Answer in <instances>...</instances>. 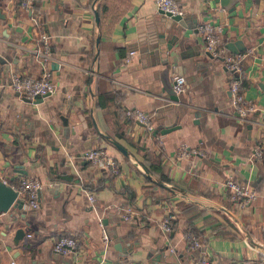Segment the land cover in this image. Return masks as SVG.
Segmentation results:
<instances>
[{
  "label": "crops",
  "instance_id": "0c3cea01",
  "mask_svg": "<svg viewBox=\"0 0 264 264\" xmlns=\"http://www.w3.org/2000/svg\"><path fill=\"white\" fill-rule=\"evenodd\" d=\"M21 1L0 0V53L9 58L0 63V179L16 185L34 177L42 188L38 207L24 204L15 220L0 212V264H149L146 251L157 245L180 264H264V0L226 7L176 0L187 27L167 53L154 50L167 20L154 0H103L98 25L100 0ZM205 20L224 29L212 57L197 30ZM45 35L50 57L42 62L32 51L43 48ZM236 40L245 47L238 52L243 94L255 105L243 119L231 103L224 61L235 54L225 44ZM164 68L170 82L174 74L186 79L177 100L163 88ZM44 69L55 91L35 103L9 85L11 72L38 76ZM127 108L147 114L153 128L126 117ZM98 147L118 173L81 157ZM229 176L258 196L246 205L230 199ZM167 216L174 225L164 234ZM19 227L27 230L15 240ZM187 233L202 247L191 246ZM63 235L77 240L70 254L52 249Z\"/></svg>",
  "mask_w": 264,
  "mask_h": 264
},
{
  "label": "built area",
  "instance_id": "2783aa9c",
  "mask_svg": "<svg viewBox=\"0 0 264 264\" xmlns=\"http://www.w3.org/2000/svg\"><path fill=\"white\" fill-rule=\"evenodd\" d=\"M32 0H22L21 6L28 7ZM155 6L158 10L163 12L175 14H183L182 8L179 6L176 0H154ZM197 30L201 35L205 43V47L210 51L212 55H217L220 51L219 44L223 41V26L215 24L212 21L205 20L197 25ZM42 47L33 50V56L38 60L44 62L50 57L49 44L46 35L41 37ZM134 54V51H129L128 57L125 58V62L130 61V57ZM243 54L235 53L228 54L224 57L226 67L231 73V79L229 82V90L231 93V103L236 111V114L240 118H245L247 113L255 109L253 102H249L245 99L243 91V76L241 71V59ZM172 87L176 94L183 92L186 89V79L182 74H174L172 76ZM10 87L19 94L29 99H35L51 94L55 91V84L52 81L51 73L48 69H44L40 75H21L15 72L10 73ZM123 114L139 123L143 124L148 130L153 128L150 118L147 114L139 109L127 108L123 110ZM181 155H187L184 150ZM255 155L261 156V150L255 149ZM84 159L90 161L92 164L110 171L111 173H118L119 166L115 160L110 157L106 151L100 147L90 148L83 151L82 156ZM224 185L226 186L229 198L232 200H239L243 205L250 203L258 196V192L255 188L250 187L244 182L237 181L233 177L229 176ZM17 191L19 196H24V204L28 208L38 207V192L42 188V182L34 177L22 176L16 185H12ZM90 202L94 200L93 194H88ZM24 206V205H23ZM128 211V210H127ZM130 215L124 214L123 219L128 220ZM160 226L164 232H169L171 229V223L169 217L160 223ZM107 239L106 235L104 236ZM188 243L195 247L201 248L202 243L192 233L186 234ZM77 245V240L72 235H63L58 237L52 245V249L56 253L70 254L74 251ZM202 264L207 263L204 259L201 260Z\"/></svg>",
  "mask_w": 264,
  "mask_h": 264
},
{
  "label": "water",
  "instance_id": "95a60500",
  "mask_svg": "<svg viewBox=\"0 0 264 264\" xmlns=\"http://www.w3.org/2000/svg\"><path fill=\"white\" fill-rule=\"evenodd\" d=\"M219 1L222 6H227L225 4L226 2H229L230 0H216ZM160 13L164 14L165 17H167V20H165L163 24V31L158 33V40L155 43L154 50H157L161 53H167V51L172 47L173 41L177 40V34L180 32V28L187 27V24L185 23L184 16L183 14H175L172 15L170 13H165L161 10H159ZM95 15V22L98 25L99 23V15L98 12L95 10L94 11ZM175 23V25H173ZM165 31H168L171 35L168 39H164L165 37ZM99 40V37H97L96 42ZM225 47L232 51L233 53H238L241 50H244L245 47H243L242 43L240 40L236 41H229L225 44ZM153 50V51H154ZM8 51V50H7ZM204 54L207 55L208 57H212L213 55L210 53L209 50H204ZM9 60V58L4 54L0 53V63H5ZM162 80H163V88L165 89V92L167 94V97L171 100H177L178 95L174 92L173 87H172V82L169 80V72L168 68L162 69ZM261 89L264 91V83L260 84ZM21 96H23L21 94ZM24 97V96H23ZM26 101L28 102H37V100L29 99L26 98ZM40 100V99H39ZM64 123H66V118L63 117ZM250 127V125L248 126ZM171 128L170 127L167 129H160V132H166L169 131ZM157 132V129L155 130V133ZM115 145L121 149L116 143ZM25 198L24 196H19L17 191L13 188L11 184L6 183V181H3L0 179V212H7L12 220L16 219V213L19 211H22L23 213V205H24ZM27 227H19L15 231V240H18L22 238L25 233H26ZM164 234H167V232H164ZM137 235L139 236V232H137ZM141 239V238H140ZM139 245V244H138ZM137 245V246H138ZM141 246H145V244H142ZM157 252L154 253L152 248H149L146 251V256L148 258V263L149 264H180L178 258L176 256H172V254L167 255L166 257L164 256L165 249L167 248L166 245H157ZM155 250V248H154Z\"/></svg>",
  "mask_w": 264,
  "mask_h": 264
},
{
  "label": "trees",
  "instance_id": "16d2710c",
  "mask_svg": "<svg viewBox=\"0 0 264 264\" xmlns=\"http://www.w3.org/2000/svg\"><path fill=\"white\" fill-rule=\"evenodd\" d=\"M106 8H107V5L104 4L103 0H100V2H99V3L97 4V6H96V9H97V11H98V13H99L100 20H101V18L103 17V14H104ZM38 22H40L39 19H38ZM161 176H162V175H161ZM181 207H182L183 209H191V210L197 209V206H196L195 204H193V203H184V204L181 205ZM192 215H194V213H193ZM170 218H171V216L169 217V221H170V223H171V229H173L174 221H173V223H172V221H171ZM188 230H190V228H188L187 231H188Z\"/></svg>",
  "mask_w": 264,
  "mask_h": 264
}]
</instances>
